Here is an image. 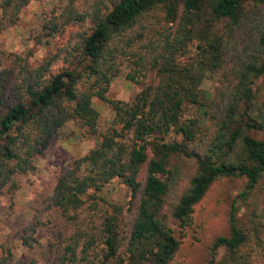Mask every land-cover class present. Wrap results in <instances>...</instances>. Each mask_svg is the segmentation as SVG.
I'll return each instance as SVG.
<instances>
[{
    "label": "trees",
    "instance_id": "obj_1",
    "mask_svg": "<svg viewBox=\"0 0 264 264\" xmlns=\"http://www.w3.org/2000/svg\"><path fill=\"white\" fill-rule=\"evenodd\" d=\"M29 1L0 0V32ZM40 30L35 45L61 35L54 53L33 59L29 48L0 59V192L35 170L66 122L97 134L93 98L112 117L56 177L44 209L56 210L68 233L29 264H169L193 206L214 181L233 177L245 180L227 233L202 264H264V136L253 135L264 132V0H64ZM123 63L139 86L129 101L107 96ZM206 77L212 91L200 88ZM113 179L129 192L126 221L100 194ZM34 220L19 234L28 248L37 244L26 234ZM10 256L1 245L0 264Z\"/></svg>",
    "mask_w": 264,
    "mask_h": 264
},
{
    "label": "rangeland",
    "instance_id": "obj_2",
    "mask_svg": "<svg viewBox=\"0 0 264 264\" xmlns=\"http://www.w3.org/2000/svg\"><path fill=\"white\" fill-rule=\"evenodd\" d=\"M64 0H30L19 12L15 24L0 32V59L6 63L7 52H23L32 50V58L38 59L54 53L57 46L63 43L61 35L49 39L48 44H34L33 36L41 33L40 24L44 14H57ZM193 47H189L191 56ZM184 58L183 61H186ZM61 60L53 67H60ZM80 68V66L78 67ZM127 63L121 64L119 72L114 76L107 90V96L129 101L139 86L124 76ZM152 71L146 79L151 80ZM216 82L210 77L203 78L200 88L212 91ZM93 105L98 112L97 134L89 135L74 122L68 121L55 133L49 145L34 159L35 170L14 177L15 188L0 192V253L1 245L10 247L11 256L6 264H29L32 257L38 261L42 258V249L48 241H52L58 233H68L64 219L54 209H44L45 198L51 193L56 177L71 166L75 158L81 157L100 138L112 117L111 110L98 99L93 98ZM255 137H263L264 132L253 133ZM244 178H221L214 181L202 198L193 206L192 224L186 228L179 247L169 264H202L208 258V248L218 235L227 233V212L234 195L244 184ZM100 194L110 207L119 209V219L126 221L130 217V196L128 189L118 180L107 183ZM43 201V203H42ZM43 207V208H42ZM43 209V210H41ZM241 211L239 212V216ZM34 231L26 234L36 239L37 244L28 248L20 243L21 229L35 222ZM29 228V227H28Z\"/></svg>",
    "mask_w": 264,
    "mask_h": 264
}]
</instances>
